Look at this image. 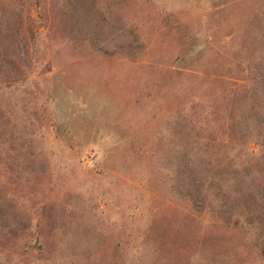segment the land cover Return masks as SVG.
<instances>
[{"label": "rangeland", "instance_id": "rangeland-1", "mask_svg": "<svg viewBox=\"0 0 264 264\" xmlns=\"http://www.w3.org/2000/svg\"><path fill=\"white\" fill-rule=\"evenodd\" d=\"M0 264H264V0H0Z\"/></svg>", "mask_w": 264, "mask_h": 264}]
</instances>
